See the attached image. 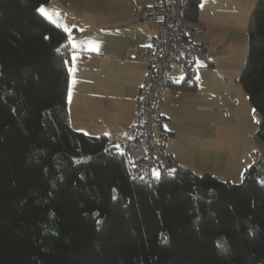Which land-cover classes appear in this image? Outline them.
Returning <instances> with one entry per match:
<instances>
[{
    "label": "trees",
    "instance_id": "obj_1",
    "mask_svg": "<svg viewBox=\"0 0 264 264\" xmlns=\"http://www.w3.org/2000/svg\"><path fill=\"white\" fill-rule=\"evenodd\" d=\"M49 2L0 0V264H264L254 170L232 184L174 161L141 183L106 137L73 128L69 35L37 10ZM239 83L264 142V0Z\"/></svg>",
    "mask_w": 264,
    "mask_h": 264
},
{
    "label": "crops",
    "instance_id": "obj_2",
    "mask_svg": "<svg viewBox=\"0 0 264 264\" xmlns=\"http://www.w3.org/2000/svg\"><path fill=\"white\" fill-rule=\"evenodd\" d=\"M157 2L50 0L42 6L47 13L42 14L69 35L72 53L68 109L72 126L90 136L106 137L108 147L122 144L133 125L137 97L145 80L146 66L130 61L129 49L149 45L158 33L156 25L145 26L135 20L134 11L139 6L153 8ZM235 2L201 0L193 42L209 46L213 65L194 63V88L183 86L186 75L183 68L177 67L173 84L164 91L162 114L166 152L175 162L202 173L209 172L207 167L214 161L224 165L225 170L222 176L211 174L244 181L252 169V157L264 155V145L257 142L254 133L245 131L248 120L252 121L251 104L247 106L242 95L239 101L226 90L229 80L225 74L230 71L226 60L230 51L237 50L241 38L233 34L242 28L240 23L256 0H247L249 5L243 9ZM242 101L247 107V114H241L244 123L235 115Z\"/></svg>",
    "mask_w": 264,
    "mask_h": 264
},
{
    "label": "built area",
    "instance_id": "obj_3",
    "mask_svg": "<svg viewBox=\"0 0 264 264\" xmlns=\"http://www.w3.org/2000/svg\"><path fill=\"white\" fill-rule=\"evenodd\" d=\"M190 0H158L153 8L137 7L134 19L145 26L156 25L157 35L146 46H133L131 60L146 66V76L137 99V114L122 144L108 148L113 158L122 159L128 176L137 182L154 179L155 171L174 164L166 152L164 91L174 81L177 67L195 77V62L213 63L208 45L193 42L194 26L186 21ZM258 118V116H257ZM252 170L264 186V156L252 157Z\"/></svg>",
    "mask_w": 264,
    "mask_h": 264
},
{
    "label": "rangeland",
    "instance_id": "obj_4",
    "mask_svg": "<svg viewBox=\"0 0 264 264\" xmlns=\"http://www.w3.org/2000/svg\"><path fill=\"white\" fill-rule=\"evenodd\" d=\"M235 1H236L235 3L238 6H240V4L243 5L242 9L244 7H248L247 5H249V2H247V0L241 1V2L239 0H235ZM257 4H258V0H256V2H254V7L251 8V11L248 13L247 12L245 13V18L240 23V25H243L242 28L240 30H237L236 33L233 34V35L239 34V36L241 35L240 36L241 38H239L237 40V50L230 51L228 54L229 57L226 60V63L229 64V68H230V71L225 74L229 80V85H228L229 87L226 90H229L230 93L229 92H227V93L229 95H231V97L236 96V98L239 99V101H241L239 97L242 95L247 106H250V102H249L248 96L246 95V93L243 91L241 85L239 84V78H240L241 71L245 65L247 55H248V30H249L251 15H252L254 9L256 8ZM239 15L240 14H237V17ZM232 21L233 20L231 19L228 22H232ZM210 53H211V51H210ZM208 69L209 68H204V69L199 68V71L208 70ZM211 79L215 80V77L211 76ZM229 111L232 115L233 111L231 110V107H229ZM241 114H247V107L245 104H243V101L240 102V109L237 108V112H235V115H237L238 119L242 120L244 123V119L241 118ZM248 125H249V128L247 127L245 129V131L254 133V136H255V139L257 140V142L260 145H264V142H262L259 138H257L258 137L257 131H258V126H259V121H258V118L254 112L252 113V121L248 120ZM261 156H264V155H261ZM207 169L209 172H202V173L198 172V173L199 174H209V175L214 176L213 174H211L213 172V173H216V174L222 176L224 174L225 167H224V165H222V166L217 165L214 161H212L211 164L208 165ZM155 173H158V170H156ZM226 176H232V175H226ZM214 177H216V176H214ZM216 178H219V177H216ZM219 179L226 181V182H229V183H232V184H241L243 181V180L240 181L237 178H236L237 180H234V179L228 180V179H222V178H219Z\"/></svg>",
    "mask_w": 264,
    "mask_h": 264
},
{
    "label": "snow or ice",
    "instance_id": "obj_5",
    "mask_svg": "<svg viewBox=\"0 0 264 264\" xmlns=\"http://www.w3.org/2000/svg\"><path fill=\"white\" fill-rule=\"evenodd\" d=\"M37 10L40 11L41 13H43V14H47L46 13V9L44 7H40ZM155 175L157 176V178L159 177V173H155Z\"/></svg>",
    "mask_w": 264,
    "mask_h": 264
}]
</instances>
